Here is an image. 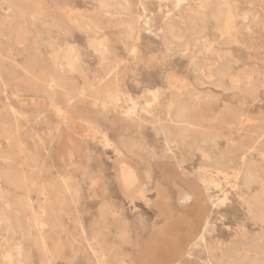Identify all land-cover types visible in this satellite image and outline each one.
Returning <instances> with one entry per match:
<instances>
[{
	"label": "rangeland",
	"instance_id": "374dc122",
	"mask_svg": "<svg viewBox=\"0 0 264 264\" xmlns=\"http://www.w3.org/2000/svg\"><path fill=\"white\" fill-rule=\"evenodd\" d=\"M104 1L0 0V264L232 263L264 239V0Z\"/></svg>",
	"mask_w": 264,
	"mask_h": 264
},
{
	"label": "bare ground",
	"instance_id": "6f19581e",
	"mask_svg": "<svg viewBox=\"0 0 264 264\" xmlns=\"http://www.w3.org/2000/svg\"><path fill=\"white\" fill-rule=\"evenodd\" d=\"M6 1H7V0H6ZM103 1H104V0H103ZM104 2H105V1H104ZM220 2H221V1H220ZM215 3H216V2H215ZM218 3H219V2H218ZM220 4H222V3H220ZM102 5H103V4H102ZM218 5H219V4H218ZM105 6H106V5H105ZM224 7H225V5H224ZM224 7H219V9H220V8L223 9ZM200 8H201V7H200ZM212 8H213V7H212ZM217 11H218V10H217ZM219 11H220V10H219ZM197 12H198V11H197ZM204 13H205V12H204ZM214 14H216V13H214ZM217 14H218L217 17H219V13H217ZM192 16H193V15H192ZM198 17H199V16H198ZM211 18H212V17H211ZM215 18H216V17H215ZM219 18H220V17H219ZM188 19H189V18H188ZM200 19H201V18H200ZM192 21H193V20H192ZM203 21H204V20H203ZM200 23H201V22H200ZM197 25H198V24H197ZM201 25H202V24H201ZM200 28H202V27H199L198 30H200ZM191 30H192V29H191ZM191 30H190V31H191ZM196 30H197V29H195V34L197 35L198 33H197ZM203 30H204V28H203ZM201 31H202V30H201ZM198 32H199V31H198ZM190 35H191V33H190ZM163 40H164V39H163ZM181 41H183V40H181ZM183 42H184V41H183ZM228 42H229V41H228ZM102 43H103V42H102ZM223 43H224V42H223ZM104 48H105V47H104ZM65 51H66V50H65ZM223 57H224V56H223ZM66 58H67V57H66ZM63 59H64V58H63ZM63 61H64V60H63ZM66 63H67V62H66ZM204 63H205V62H204ZM201 65H202V64H201ZM207 65H208V64H207ZM211 65H212V64H211ZM194 66H195V65H194ZM198 67H200V66H198ZM202 67H203V66H202ZM215 67H216V66H215ZM219 67H220V66H219ZM222 68H223V67H222ZM223 70H224V69H223ZM220 72H221V71H220ZM218 74H220V73H218ZM221 74H222V73H221ZM224 74H225V73H224ZM224 74H223V75H224ZM221 77L224 78L223 76H221ZM225 77H226V76H225ZM219 78H220V77H219ZM195 83H196V82H195ZM204 83H205V82H204ZM223 83H224V82H223ZM201 85H202V84H201ZM195 86H196V85H195ZM169 87H170V86H169ZM219 87H220V86H219ZM175 90H176V89H175ZM166 91H167V90H166ZM179 93H180V92H179ZM186 93H187V92H186ZM189 93H190V92H189ZM161 94H162V92H161ZM176 95H178V94H176ZM176 95H175V96H176ZM163 96H164V95H163ZM197 96H198V95H197ZM170 98H171V97H170ZM177 98H179V97L177 96ZM175 99H176V98H175ZM175 99H174V100H175ZM176 100H177V99H176ZM180 100H181V99H180ZM178 101H179V100H178ZM175 102H176V101H175ZM180 102L182 103L183 101H180ZM189 102H190V101H189ZM178 103H179V102H178ZM181 103H180V104H181ZM185 103H186V102H185ZM185 103H182V105L185 104ZM174 104H175V103H174ZM174 104H173V105H174ZM186 104H188V103H186ZM186 104H185V105H186ZM188 105H189V104H188ZM174 106H175V105H174ZM178 106L180 107V109H181V108L183 109V107H184V105H183V106L178 105ZM184 108H185V107H184ZM186 108H188V107L186 106ZM186 108H185V109H186ZM57 109H58V108H57ZM178 109H179V108H178ZM188 109H190V108H188ZM174 110H176V112L178 111L176 107H175ZM182 111L185 112L186 110H182ZM180 112H181V111L177 112L178 115H176V117L174 116V117L176 118L175 121H176L177 123H178V122H182V120L184 119V118H182V115H181L182 112H181V113H180ZM184 112H183V114H184ZM186 112H187V111H186ZM173 113H175V112H173ZM171 117H173V116H171ZM163 121H164V120H163ZM185 121H186V120H185ZM185 121H183V122H185ZM176 122H174V123L176 124ZM181 124H182V123H181ZM184 124H185V123H184ZM186 124H187V123H186ZM191 124H192V123H191ZM173 125H174V124H173ZM182 125H183V124H182ZM192 125H194V124H192ZM177 126H178V125H177ZM177 126H176V127H177ZM185 126H186V125H185ZM187 126H188V124H187ZM174 127H175V126H174ZM174 127H171V128H174ZM176 127H175V128H176ZM179 127H180V126H179ZM181 127H182V126H181ZM188 128H189V127H188ZM188 128H187V129H188ZM190 128H191V127H190ZM177 129H178V128H177ZM180 129H181V128H180ZM184 129H185V128L183 127V129H181V130L185 131L186 129H185V130H184ZM191 129H192V128H191ZM194 129H195V128H194ZM172 130H173V129H171V131H172ZM169 131H170V130H169ZM176 131H177V130H175V132H176ZM179 131H180V130H179ZM179 131H178V132H179ZM192 131H193V129H192ZM195 131H196V130H195ZM195 131H193V132H195ZM97 132H98V131H97ZM186 132H187V130H186ZM186 132H183V133L185 134ZM189 132H190V131H189ZM193 132H192V133H193ZM196 132H197V131H196ZM168 133H169V132H168ZM190 133H191V132H190ZM175 134H176V133H175ZM175 134H174V135H175ZM179 134H181V133L179 132ZM186 134H189V133H186ZM186 134H185V135H186ZM174 135H173V136H174ZM177 135H178V134H177ZM180 136H181V135H180ZM193 136H194V135H193ZM193 136H192V134L190 135V137H192V138H193ZM204 136H205V135H204ZM177 137H178V136H177ZM188 137H189V136H188ZM188 137H187V138H188ZM197 137H198V136H197ZM178 138H179V137H178ZM178 138H177V139H178ZM180 138H181V137H180ZM183 138H184V137H183ZM183 138H182V139H183ZM202 138H203V137H202ZM204 138H205V137H204ZM204 138H203V140L207 141V139L209 138V136H208L207 139H204ZM211 138H212V137H211ZM174 139H175V138H173V140H174ZM188 139H189V138H188ZM178 140H180V139H178ZM178 140H177V141H178ZM185 140H186V139H185ZM196 140H200V141H201L202 139H201V138H200V139L198 138V139H196ZM168 141H169V140H168ZM174 141H175V140H174ZM187 141H188V140H187ZM193 141H194V140L192 139L191 144H193V146L196 145V144L198 143V141H197L196 143H195V142L193 143ZM212 141H214V140H212ZM179 142H180V141H179ZM179 142H178V143H179ZM175 143L177 144V142H175ZM182 143H183V142H182ZM184 143H185V145H186V142H184ZM184 143H183V144H184ZM179 144H180V143H179ZM198 144H199V143H198ZM206 144H207V143H206ZM201 145H202V144H201ZM171 147H172V146H171ZM221 157L224 158L223 156H221ZM245 158H246V157H245ZM220 159H221V158H220ZM220 159H219V160H220ZM223 160H224V159H223ZM225 161H226V160H224L223 162H225ZM227 161H228V160H227ZM233 161H234V160H233ZM221 162H222V161L220 160V163H221ZM229 163H230V162H229ZM221 165H223V164H221ZM221 165H220V166H221ZM226 165H227V162H226ZM226 165H224V166L226 167ZM229 165H230V164H229ZM234 165H235V164H234ZM215 166H216V165H215ZM222 167H223V166H222ZM222 167H221V168H222ZM229 168H230V167H229ZM223 169H224V168H223ZM231 169H232V168H231ZM240 170H241V169H240ZM245 170H246V169H245ZM120 171H121V170H119V172H120ZM130 171H131V170H130ZM238 172H239V171H238ZM244 172H246V178H250V177L252 176V173H253V171H252L251 169H249V170H247V171H244ZM131 175H132V174H131ZM244 177H245V176H244ZM135 178H136V177H135ZM238 178H239V177H238ZM244 179H245V178H244ZM248 182H249V181H248ZM251 183H252V182H251ZM236 184H237V183H236ZM245 184L247 185V182H246ZM123 185H124V184H123ZM124 187H125V186H124ZM248 187H250V186H248ZM125 188H126V187H125ZM249 190H250V189H249ZM205 191H206V189H205ZM126 192H127V191H126ZM242 196H243V195H242ZM247 197H248V196H247ZM252 198H255V199H256L255 196L252 197ZM247 201H248V200H247ZM256 201H257V199H256ZM256 201H255V202H256ZM258 202H259V201H257V204H259ZM260 205H261V204H260ZM257 215H259V213H257ZM260 216H262V214H261ZM262 220H263V219H262ZM205 225H206V224H205ZM204 227H205V226H204ZM203 230H204V229H203ZM257 232H258V231H257ZM254 233H255V232H254ZM252 234H253V233H252ZM250 235H251V234H250ZM258 235H259V234H258ZM258 235H256L257 238H258ZM242 237H243V236H242ZM247 237H248V236H247ZM247 237H246V238H247ZM204 238H205V237H204ZM246 238L244 237V239H243L244 243H243L240 247H239L240 244L238 245L239 248H237L233 253H232V251H231V253L234 255V259H233L234 261H233L232 263H228L229 261L231 262V260H230V258H229V261L226 262L227 264H243L244 262H247L248 259H250V258H249V256H251L250 253H255V252H257V253H260V254H263V255H264V239H259V238L257 239V238H254V240H250V239H247V240H246ZM248 238H250V237H248ZM260 238H261V237H260ZM263 238H264V237H263ZM204 240H205V239H204ZM241 241H242V240H241ZM199 242H200V241H198V243H199ZM201 243H202V242H201ZM206 243H207V242H206ZM235 243H236V242H235ZM237 243H238V242H237ZM207 244H208V243H207ZM207 244H206V245H207ZM204 245H205V244L203 243V246H204ZM235 246L237 247V245H235ZM231 247H232V245H231ZM231 247H230V250L232 249ZM236 247H235V248H236ZM204 249H205V246H204ZM206 249H207V248H206ZM224 250L226 251V249H224ZM233 250H234V249H233ZM208 251H209V250H208ZM208 251L206 250L205 252H208ZM210 251H211V250H210ZM210 251H209V252H210ZM227 252H228V251H227ZM229 252H230V251H229ZM212 253H213V252H212ZM231 253H229V254H231ZM205 254H208V253H205ZM232 254H231V255H232ZM214 255H215V254H214ZM226 255H227V253H226ZM188 256H189V255H188ZM222 256L225 257V253H224V255H222ZM222 256H221V258H222ZM252 256H253V255H252ZM255 256H256V255H254V257H255ZM208 257H209V255H208ZM210 257H212V256H211V253H210ZM215 257H216V256H215ZM217 257H218V256H217ZM217 257H216V258H217ZM224 257H223V258H224ZM229 257H231V256H229ZM260 257L264 259V257H262V256H260ZM223 258H222V259H223ZM225 258H226V257H225ZM225 258H224V259H225ZM231 258H232V257H231ZM252 258H253V257H252ZM255 258H256V257H255ZM261 258H260V259H261ZM214 259H215V258H214ZM244 259H246L247 261H246V260L244 261ZM210 260H211V259H210ZM215 260H216V259H215ZM217 260H218V259H217ZM227 260H228V259H227ZM251 260H252V259H251ZM208 261H209V260H207V262H208ZM218 261H219V260H218ZM225 261H226V260H225ZM249 261H250V260H249ZM253 261H254V260H253ZM253 261H252L251 263H253ZM256 261H257V260H256ZM263 261H264V260H263ZM221 262H223V260L220 261L219 263H221ZM257 262H259V260H258ZM223 263H224V262H223ZM223 263H222V264H223ZM254 263L256 264L255 261H254ZM209 264H211V263H209ZM214 264H215V263H214ZM248 264H249V263H248ZM260 264H262V263H260Z\"/></svg>",
	"mask_w": 264,
	"mask_h": 264
}]
</instances>
